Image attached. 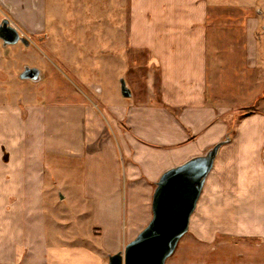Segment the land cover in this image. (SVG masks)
I'll list each match as a JSON object with an SVG mask.
<instances>
[{
	"label": "crops",
	"instance_id": "crops-1",
	"mask_svg": "<svg viewBox=\"0 0 264 264\" xmlns=\"http://www.w3.org/2000/svg\"><path fill=\"white\" fill-rule=\"evenodd\" d=\"M135 11L131 101L108 117L88 101L34 106L37 143L35 113L0 105V264H109L151 221L163 174L228 137L167 264H264V0H138ZM49 14V0H0V24L29 40ZM55 168L68 177L60 201L82 191L83 209H58ZM193 218L233 231L191 230ZM221 236L232 242L213 245Z\"/></svg>",
	"mask_w": 264,
	"mask_h": 264
},
{
	"label": "rangeland",
	"instance_id": "rangeland-1",
	"mask_svg": "<svg viewBox=\"0 0 264 264\" xmlns=\"http://www.w3.org/2000/svg\"><path fill=\"white\" fill-rule=\"evenodd\" d=\"M141 3L143 5V2ZM137 4L138 0H133V3L129 2V4L128 0H49L50 14L45 35L41 38L32 36L29 47L18 44L5 48L0 42V62L2 64L0 105L16 103L22 107L24 114L26 110H31L30 114L35 113L28 115V118L25 117L30 123L31 120H35L32 124L35 129L33 136L37 135V137L32 138V141L37 143L41 139L40 134H37V130L40 129L38 126L41 113L40 111L32 112L34 106L88 101L98 106L100 111L108 117L107 107L109 105L127 103L132 100L122 96L121 81L125 80L128 84L130 83L128 80L130 66L127 56V26L129 29L134 16L136 20L134 40L137 43L136 29L139 23L135 11ZM147 40L151 39L147 38ZM147 66V64L142 66L143 70H146ZM27 67L38 68L41 71V81L32 82L20 79V75ZM229 130L232 138L236 130L233 125ZM35 147L37 149L38 146L35 145ZM230 153L229 151L227 155ZM56 168L51 169L57 184L58 202L56 206L61 211L68 210L72 213L77 208L83 209L82 191L75 193L79 197L76 196L74 200L68 197L65 201H60L62 195L69 194L59 191L63 189L64 181L68 177L56 174ZM224 194L229 196L228 193ZM201 210L202 205L199 202L196 210L198 212L195 214H199ZM217 213L218 209H212L209 215L212 217ZM195 218L192 220L191 230L200 229L211 233H219L220 230L227 233L233 231L232 226L217 225L208 220L196 225ZM61 224L68 225V223ZM221 237L214 241L213 245L218 242H232V239L229 240L227 236ZM185 241L186 239L178 248L177 253L184 247Z\"/></svg>",
	"mask_w": 264,
	"mask_h": 264
},
{
	"label": "water",
	"instance_id": "water-1",
	"mask_svg": "<svg viewBox=\"0 0 264 264\" xmlns=\"http://www.w3.org/2000/svg\"><path fill=\"white\" fill-rule=\"evenodd\" d=\"M0 40L4 47L31 45L30 40L7 19L0 24ZM20 79L39 82L41 71L27 67ZM121 83L122 96L130 98L132 92L126 81L122 80ZM227 142L229 137L203 156L192 158L163 174L154 191L151 221L123 251L109 257V264H167L189 232L207 178L214 169L221 148Z\"/></svg>",
	"mask_w": 264,
	"mask_h": 264
}]
</instances>
